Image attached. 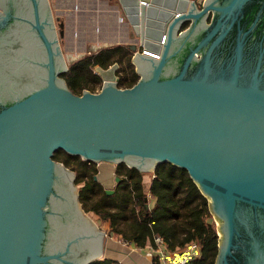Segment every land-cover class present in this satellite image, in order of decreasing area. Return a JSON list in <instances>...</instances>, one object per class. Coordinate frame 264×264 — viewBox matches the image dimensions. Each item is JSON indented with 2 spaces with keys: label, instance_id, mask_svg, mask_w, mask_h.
<instances>
[{
  "label": "water",
  "instance_id": "1",
  "mask_svg": "<svg viewBox=\"0 0 264 264\" xmlns=\"http://www.w3.org/2000/svg\"><path fill=\"white\" fill-rule=\"evenodd\" d=\"M116 2L140 80L96 67L102 90L77 95L50 1L0 0V264L106 258L58 151L149 179L188 170L220 223L215 264H264V0Z\"/></svg>",
  "mask_w": 264,
  "mask_h": 264
},
{
  "label": "trees",
  "instance_id": "2",
  "mask_svg": "<svg viewBox=\"0 0 264 264\" xmlns=\"http://www.w3.org/2000/svg\"><path fill=\"white\" fill-rule=\"evenodd\" d=\"M188 25L186 23L183 28ZM115 63L120 65L117 71L120 88H130L138 83L140 75L135 69L133 51L124 45L104 48L85 56L71 64L61 77L74 94L82 95L86 90L95 92L103 84L96 67L108 69ZM54 159L76 173L75 182L84 209L88 214L98 216L102 222L109 223L110 234L143 250L155 248L157 237L172 253L181 252L194 243L200 247L201 257L190 264L216 263L219 235L215 220L208 198L188 170L171 163L160 164L149 184L145 173L122 163L116 167V177L121 180L116 183L115 192L109 195L104 185L96 180V163L64 151H58ZM149 194L155 200L153 207L149 204ZM91 264L124 263L106 257Z\"/></svg>",
  "mask_w": 264,
  "mask_h": 264
},
{
  "label": "rangeland",
  "instance_id": "3",
  "mask_svg": "<svg viewBox=\"0 0 264 264\" xmlns=\"http://www.w3.org/2000/svg\"><path fill=\"white\" fill-rule=\"evenodd\" d=\"M53 9V15L54 19L57 25V32L58 37L60 41L61 48L63 50L68 68L71 64L74 62L84 58L85 56H88L89 54H95L98 53L100 50L108 47H112L115 45H111V40H107L105 38H101L99 34L96 33V37L92 35V32L95 30L99 32L100 27L102 26L103 20L97 19L96 16L93 14H90L92 16H84V14H81L80 12L83 11L81 8V5L78 4V8H74V4L71 3H64L60 4L58 3V0H49ZM73 6V9H71L69 6ZM70 8V9H69ZM72 10H75V13L73 15H69L68 13ZM87 15V14H86ZM61 20L66 23V34L65 37H60V28L59 24L61 23ZM85 36V38H84ZM135 36V35H134ZM124 46H127V44H123ZM135 54L133 52V58ZM134 62V61H133ZM135 64V63H134ZM136 69V64H135ZM102 86H98L96 91L94 93H98L102 90ZM96 167L98 169V176H100V173H104L105 175H108V180L104 182V187L108 189V187H114L116 186V165H103V164H96ZM71 169V168H70ZM146 178V182H150L152 180ZM79 189V187H78ZM90 215V214H89ZM90 217L97 223V225L106 232L107 237L105 239V257H113V259H116L118 255L114 254L110 249H107L108 246H112L113 244L117 242H123L124 241L116 236L115 234H110V225L109 223H104L99 219L96 215H90ZM216 224V228L218 231V228L220 226L219 220L215 216H213ZM221 234V232H219ZM107 250V251H106ZM109 250V251H108ZM181 253V252H177Z\"/></svg>",
  "mask_w": 264,
  "mask_h": 264
},
{
  "label": "crops",
  "instance_id": "4",
  "mask_svg": "<svg viewBox=\"0 0 264 264\" xmlns=\"http://www.w3.org/2000/svg\"><path fill=\"white\" fill-rule=\"evenodd\" d=\"M58 3H71L74 4V8H78V4H80L81 8L83 9V11L80 12L81 14H84V16H89L90 14H93L97 17V19L103 20L99 32H97L96 30L95 32L93 31V36L96 37L97 33L101 36V38H105L107 40L110 39L112 42L111 45H123L128 44L130 42H135V36L131 29L128 27L125 21H120L122 11L118 7L116 0H58ZM73 6L71 5L69 7L73 9ZM73 12L75 13V10L70 11L68 14L73 15ZM107 180L108 175L100 173V183L104 185V182H106ZM149 184L147 186V190L149 189ZM114 188L115 186L108 187V189ZM148 198L150 206L153 207L155 204L153 196L149 194ZM107 249H110L114 254L118 255V257H116L117 260L124 264H163L157 258L153 260L147 256V253L149 252V247L143 250L131 244L117 242L110 247L108 246Z\"/></svg>",
  "mask_w": 264,
  "mask_h": 264
},
{
  "label": "built area",
  "instance_id": "5",
  "mask_svg": "<svg viewBox=\"0 0 264 264\" xmlns=\"http://www.w3.org/2000/svg\"><path fill=\"white\" fill-rule=\"evenodd\" d=\"M204 1L205 0H197V4L199 6H202ZM120 21L121 22L125 21V16L123 15V13L122 16L120 17ZM153 56H155L156 58H160L159 54H153ZM156 244L157 246L155 248L152 247L149 248V252L147 253V256L153 260L157 258L163 264H188L192 260L201 257L200 247L194 243L190 244L185 250L181 251L180 254L169 252L167 250V246L165 242L159 237L156 238ZM177 255H180L181 257H183V259L181 261H176Z\"/></svg>",
  "mask_w": 264,
  "mask_h": 264
},
{
  "label": "bare ground",
  "instance_id": "6",
  "mask_svg": "<svg viewBox=\"0 0 264 264\" xmlns=\"http://www.w3.org/2000/svg\"><path fill=\"white\" fill-rule=\"evenodd\" d=\"M183 259V257H181L180 255L176 256V261H181Z\"/></svg>",
  "mask_w": 264,
  "mask_h": 264
},
{
  "label": "flooded vegetation",
  "instance_id": "7",
  "mask_svg": "<svg viewBox=\"0 0 264 264\" xmlns=\"http://www.w3.org/2000/svg\"><path fill=\"white\" fill-rule=\"evenodd\" d=\"M211 19H212V14L210 15V17L208 18V23H210L211 22Z\"/></svg>",
  "mask_w": 264,
  "mask_h": 264
}]
</instances>
